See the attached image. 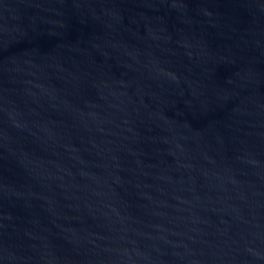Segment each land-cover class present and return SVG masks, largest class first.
I'll use <instances>...</instances> for the list:
<instances>
[{"label":"water","instance_id":"obj_1","mask_svg":"<svg viewBox=\"0 0 264 264\" xmlns=\"http://www.w3.org/2000/svg\"><path fill=\"white\" fill-rule=\"evenodd\" d=\"M0 264H264V0H0Z\"/></svg>","mask_w":264,"mask_h":264}]
</instances>
